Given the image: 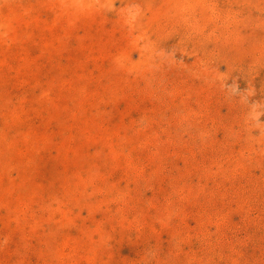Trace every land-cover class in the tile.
<instances>
[{
	"label": "rangeland",
	"instance_id": "obj_1",
	"mask_svg": "<svg viewBox=\"0 0 264 264\" xmlns=\"http://www.w3.org/2000/svg\"><path fill=\"white\" fill-rule=\"evenodd\" d=\"M0 264H264V0H0Z\"/></svg>",
	"mask_w": 264,
	"mask_h": 264
},
{
	"label": "bare ground",
	"instance_id": "obj_2",
	"mask_svg": "<svg viewBox=\"0 0 264 264\" xmlns=\"http://www.w3.org/2000/svg\"><path fill=\"white\" fill-rule=\"evenodd\" d=\"M13 8H14V7H13ZM14 10H15V9H14ZM13 18H14V17H13ZM11 26H13V25H11ZM51 26H52V25H51ZM14 27H15V26H14ZM52 30H53V29H52ZM13 31H14V30H13ZM53 31H54V30H53ZM12 33H13V32H12ZM13 36H14V35H13ZM13 36H12V37H13ZM9 40H10V39H9Z\"/></svg>",
	"mask_w": 264,
	"mask_h": 264
}]
</instances>
